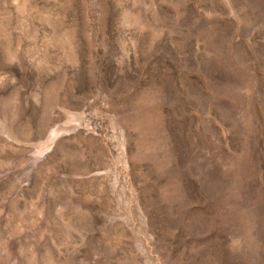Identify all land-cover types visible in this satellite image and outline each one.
<instances>
[{
  "label": "rangeland",
  "instance_id": "rangeland-1",
  "mask_svg": "<svg viewBox=\"0 0 264 264\" xmlns=\"http://www.w3.org/2000/svg\"><path fill=\"white\" fill-rule=\"evenodd\" d=\"M0 264H264V0H0Z\"/></svg>",
  "mask_w": 264,
  "mask_h": 264
}]
</instances>
